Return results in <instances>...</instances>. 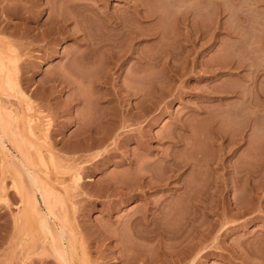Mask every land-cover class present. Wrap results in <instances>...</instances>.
<instances>
[{
    "label": "rangeland",
    "instance_id": "obj_1",
    "mask_svg": "<svg viewBox=\"0 0 264 264\" xmlns=\"http://www.w3.org/2000/svg\"><path fill=\"white\" fill-rule=\"evenodd\" d=\"M0 112L80 261L264 264V0H0ZM12 145L0 264H60Z\"/></svg>",
    "mask_w": 264,
    "mask_h": 264
},
{
    "label": "bare ground",
    "instance_id": "obj_2",
    "mask_svg": "<svg viewBox=\"0 0 264 264\" xmlns=\"http://www.w3.org/2000/svg\"><path fill=\"white\" fill-rule=\"evenodd\" d=\"M98 42V41H97ZM94 44V43H93ZM100 46V45H99ZM96 48V47H95ZM3 67V66H2ZM14 72V70H13ZM8 74V72H7ZM9 75V74H8ZM9 78V76H8ZM17 80V79H16ZM30 109V108H29ZM5 115V114H4ZM6 117V116H5ZM7 120H10V119H7ZM6 121L5 119H3V115L1 114L0 112V143L3 147V149L6 147V142H11L13 145V148L14 150L18 153L17 156H14V158L12 159L13 161V164L11 165L10 163V166L11 167H14L15 170L11 169L9 166L7 168V172L6 174L8 175L9 174V177L12 178V189H14V191L17 193V195H19L21 198L20 201H21V204L23 205V210H21V213L22 215L25 214L26 216L30 215L31 213L35 212L33 210H35L36 208L38 207H35V206H38V195H41L44 203L46 204V208L48 209V214H47V217L45 218V216L43 218H39L41 220V228L46 236L45 239H43L44 241L42 242L41 246L42 248L45 250H50L52 251L53 255H56V258H58L60 264H90L87 259H84L83 261H80L78 259V255H79V251H78V246H77V241H76V238L74 237H68L67 238V235H66V230L63 226L61 225H58L56 226V228L54 229L55 231L52 229L51 227V222H50V219L53 218V216H56L54 214V211H53V204H56L58 202H54L53 200H57V197L53 191V189L50 187L49 183L48 182H45V181H42L41 178L37 177L36 173L35 172H32V169H30L28 167V164L29 162L31 163V166H32V162L31 160H33L31 158V154H29L30 152H28V150L24 149V146H25V142H28V140L26 139V137L23 135L22 131H19V126L18 124H16L18 127L16 128L19 132L17 133L18 135L16 134H9L8 132V128L7 126L9 125V123L5 124ZM13 121V120H12ZM9 122V121H7ZM12 124H14L13 122H11ZM10 123V124H11ZM30 124V123H29ZM31 125V124H30ZM24 127V126H23ZM9 128H11L9 126ZM14 129V128H13ZM22 129V128H21ZM11 131H12V128H11ZM10 131V132H11ZM109 133V132H108ZM27 134L28 135H31L33 136L34 138H37L35 137L36 136V133H35V130L32 128V126H28L27 128ZM13 135V137H12ZM108 140V139H107ZM31 144V142H29ZM28 143V146L29 147H33L31 145H29ZM34 148V147H33ZM8 150V149H6ZM12 150V149H11ZM16 153V154H17ZM38 154L40 156V159H41V162H42V167H43V164L46 163L45 161V158L43 156V154L40 152V150L38 151ZM50 154V153H49ZM10 155V154H9ZM31 155V156H30ZM51 155V154H50ZM11 157V156H9ZM33 157V156H32ZM52 157V155H51ZM50 157V158H51ZM6 158V157H5ZM39 159V160H40ZM53 159V158H52ZM51 159V160H52ZM53 161V160H52ZM51 161V162H52ZM40 162V161H39ZM8 163V162H7ZM15 164V165H14ZM35 165V163H33ZM17 165V166H16ZM47 166V164H45ZM18 166L21 168H18ZM36 167V165H35ZM44 168L47 170V168L44 166ZM2 169V167H1ZM0 169V170H1ZM18 171H17V170ZM20 169V171H19ZM25 171L26 173V176H29L27 178H29L31 181V185H32V191L30 190V185L28 184L27 185V178L25 179L24 181V178L26 177L24 174H22L23 172L22 171ZM46 174V173H45ZM25 176L23 178V181L24 183L22 182V177ZM48 175V173H47ZM2 178V176H1ZM80 178V177H79ZM79 178L77 177L76 179L79 180ZM6 179V180H5ZM75 179V180H76ZM4 181H5V186L7 188L8 184H9V180H7L6 178V175L4 176L3 175V178H2V182L4 184ZM76 180V182H78ZM1 182V183H2ZM26 182V183H25ZM3 184H1L3 186ZM25 184V186H24ZM1 188H4L2 187ZM29 186L27 189H29L31 191V193L26 190V187ZM25 188V189H24ZM5 189V188H4ZM3 190V189H2ZM4 192V191H3ZM15 193V194H16ZM58 194V192H57ZM13 196V195H12ZM61 196V195H60ZM59 196V197H60ZM18 197V196H17ZM12 199V198H11ZM15 199V198H14ZM62 199V198H61ZM4 200V199H3ZM6 200V199H5ZM12 201V200H11ZM54 202V203H53ZM61 202V201H60ZM59 202V203H60ZM43 203V204H44ZM7 204V203H6ZM13 204V203H12ZM20 208V207H19ZM32 209V210H31ZM33 211V212H32ZM31 212V213H30ZM20 213V214H21ZM39 213V211H38ZM34 214V213H33ZM38 215V214H37ZM39 216V215H38ZM19 217H22V216H19ZM31 217H29L30 219ZM20 219V218H19ZM53 220V219H52ZM60 220V219H59ZM21 221V220H20ZM20 223V222H19ZM56 223V222H55ZM58 227V228H57ZM23 229V228H22ZM68 233H69V236L70 234L71 235H75V234H78V230L76 228H73L72 226L68 225ZM74 233V234H73ZM193 237V236H192ZM201 240V239H200ZM192 241V239H191ZM196 242V241H195ZM202 244V242H201ZM37 245V243H36ZM35 245V247H37ZM40 245V244H39ZM197 245V244H196ZM195 245V246H196ZM33 246V245H32ZM83 248V247H82ZM190 250H193L191 247H189ZM198 249V248H197ZM83 250V249H82ZM195 251V250H194ZM187 253V252H186ZM183 254V253H182ZM185 254V253H184ZM189 254V253H188ZM85 255V254H84ZM189 256V255H188ZM106 257V256H105ZM90 258V257H89ZM186 258V257H185ZM182 261V260H181ZM175 262V261H174ZM49 262H43V264H48ZM50 264V263H49Z\"/></svg>",
    "mask_w": 264,
    "mask_h": 264
}]
</instances>
